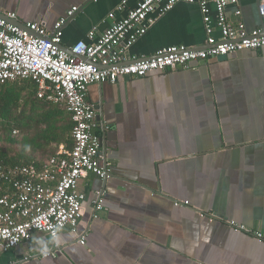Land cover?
Wrapping results in <instances>:
<instances>
[{
  "label": "crops",
  "instance_id": "crops-1",
  "mask_svg": "<svg viewBox=\"0 0 264 264\" xmlns=\"http://www.w3.org/2000/svg\"><path fill=\"white\" fill-rule=\"evenodd\" d=\"M121 2L0 0V17L15 13L10 22L42 21L48 31L66 17L60 47L68 51L91 29H106L108 13L124 17L139 0L117 10ZM258 2L239 0L240 17L231 5L229 18L243 21L248 31L259 28ZM72 7L77 10L67 16ZM205 41L199 6L180 1L125 57L145 59L170 45L201 49ZM87 99L108 121L101 136L112 176L79 181L87 194L83 217L76 233H59L55 257L22 260L38 251L36 238H49L36 233L0 252V264H264V47L92 83ZM97 189L105 191L100 211L91 202Z\"/></svg>",
  "mask_w": 264,
  "mask_h": 264
},
{
  "label": "built area",
  "instance_id": "built-area-1",
  "mask_svg": "<svg viewBox=\"0 0 264 264\" xmlns=\"http://www.w3.org/2000/svg\"><path fill=\"white\" fill-rule=\"evenodd\" d=\"M180 1L199 6L205 47L170 45L148 58L127 61L125 52ZM125 2L122 0L116 9L120 10ZM211 4L215 18L211 16ZM231 5L235 7L233 15L240 17L239 0H139L124 17L117 19L114 12L108 13L112 23L106 29L98 34L91 29L86 41H77L68 51L60 47L66 17L57 20L51 31L42 21L23 26L10 22L15 13H8L6 19L0 17V82L32 79L38 97L50 91L55 101L64 104L72 120L71 146L59 144L39 166L0 164V187L6 186L0 194V252L30 241L36 233L49 238L65 228L76 233L87 200L86 192L78 189L79 181L89 175L102 181L112 176L113 163L101 136L108 121L98 117L95 106L87 99L90 84L116 83L124 76L144 77L153 71L188 67L195 61L264 47V0L258 2L261 26L252 31L243 21L229 18L227 10ZM76 10L72 7L67 16ZM215 30H219V38L214 36ZM104 194L103 189L94 191L91 202L95 211L104 208ZM229 225L252 233L234 221ZM254 235L263 240L262 233L256 231ZM79 242L85 243L84 235ZM60 250L56 243L47 256L38 249L22 260L55 257Z\"/></svg>",
  "mask_w": 264,
  "mask_h": 264
},
{
  "label": "trees",
  "instance_id": "trees-1",
  "mask_svg": "<svg viewBox=\"0 0 264 264\" xmlns=\"http://www.w3.org/2000/svg\"><path fill=\"white\" fill-rule=\"evenodd\" d=\"M71 114L32 79L0 82V164L39 166L59 144H72ZM6 186L0 187V194Z\"/></svg>",
  "mask_w": 264,
  "mask_h": 264
},
{
  "label": "clouds",
  "instance_id": "clouds-1",
  "mask_svg": "<svg viewBox=\"0 0 264 264\" xmlns=\"http://www.w3.org/2000/svg\"><path fill=\"white\" fill-rule=\"evenodd\" d=\"M60 237L58 232H54L50 238H36L34 243L42 255L47 256L50 251V245L59 243Z\"/></svg>",
  "mask_w": 264,
  "mask_h": 264
},
{
  "label": "water",
  "instance_id": "water-1",
  "mask_svg": "<svg viewBox=\"0 0 264 264\" xmlns=\"http://www.w3.org/2000/svg\"><path fill=\"white\" fill-rule=\"evenodd\" d=\"M0 16H1V13H0ZM3 16V15H2ZM23 26V25H22ZM98 117H99V115H98Z\"/></svg>",
  "mask_w": 264,
  "mask_h": 264
}]
</instances>
